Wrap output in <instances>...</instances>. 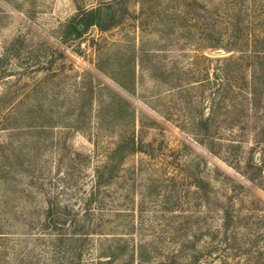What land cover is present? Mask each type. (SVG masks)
<instances>
[{"label": "rangeland", "instance_id": "obj_1", "mask_svg": "<svg viewBox=\"0 0 264 264\" xmlns=\"http://www.w3.org/2000/svg\"><path fill=\"white\" fill-rule=\"evenodd\" d=\"M91 10L108 28L76 36L70 23ZM113 93L135 108L146 149L174 154L125 159L112 188L117 209L135 211L129 244L149 248L148 264H250L245 235L264 215V0H0V264H95L88 250L110 244L93 236L79 262L78 243L67 254L46 225L49 201L78 191L69 181L89 189L78 154L94 153L99 105V117L119 112Z\"/></svg>", "mask_w": 264, "mask_h": 264}, {"label": "trees", "instance_id": "obj_2", "mask_svg": "<svg viewBox=\"0 0 264 264\" xmlns=\"http://www.w3.org/2000/svg\"><path fill=\"white\" fill-rule=\"evenodd\" d=\"M112 21H114V18ZM92 25H98L101 29L106 30L109 24L103 21L99 11L91 10L84 13V15L80 17L78 23L71 22L69 26L76 36H81L83 32L82 27L84 26L87 29ZM50 47L52 46L50 45ZM61 54L62 56L65 55L64 53ZM54 55L55 52H53L52 56H49L48 52L45 53L46 58H53ZM123 86L129 89L126 85L123 84ZM220 92L221 90L215 92V104H218L217 102L224 96ZM251 93L253 94L254 92L252 91ZM113 96L114 98L112 100H108L105 103H109L111 106L117 104L119 112L112 117H99L104 114L108 108L107 104L103 103L99 105L100 114L97 116V119H93L90 122L94 129H97V132L91 133V135L88 136L89 141L94 145V153L78 154L81 156L80 158H86V165H81L79 170L83 173V177H86L84 179H86L89 189H83V187L79 186L78 182L73 183L69 181V186H72L69 187V189L74 191L77 187L78 191L71 194V199L63 201L61 199L62 196L68 194L67 191H63V188L59 191L56 200L49 201L50 207L47 211L48 225L46 226H49L53 231L51 234L54 239L51 240L53 241L52 245L65 247L67 254L75 252V247L71 246L70 242L78 243L76 247L81 248L80 252H77L79 255V262L84 260V253L86 250L85 244L91 241L92 237L96 235L106 237V239H102V241H110V244L107 247L103 246L98 256L94 255L93 250H88L87 254L91 256L90 259H88L90 262H96L95 264H114L123 257L127 260L123 261L122 264H148L146 263L147 257H145V254H148L149 248L142 243L129 244V239L126 238V235H133L129 231L133 230L137 224L135 220V211L125 214L126 210L117 209L120 203V195L113 190L112 186L116 184L115 181L117 179L121 178V169L128 156L138 153L149 154V156H153L154 159L160 160L159 158H161L160 162L163 163L174 154L167 156L161 148L155 149L154 153H150V151L146 149V146L149 145L153 148L155 145L152 144V142L144 143V140L139 137L138 123L140 121L132 103L120 94L117 95L113 93ZM54 106V101L53 103L49 102L48 104H42L40 110L46 111L52 107L54 108ZM91 107L94 108V104H92ZM81 108L83 109L84 107L82 106ZM117 118H121V120ZM212 119V116L203 118L200 123L208 126ZM111 126H113V128L117 126L120 127V130L117 131L119 138L116 142L113 140V136L107 135V130L110 129ZM115 132L116 131L113 130V133ZM107 138L110 139L105 140ZM107 142L110 143V145L107 144ZM201 142L205 143V141ZM213 150L212 151L215 153L218 151V149ZM157 151L160 155H157ZM140 166L141 168H134L131 171L126 181L133 180L132 177L135 178V176L146 173L148 166L143 162H141ZM154 166L155 164L151 163L149 169ZM156 176L157 175L151 177L149 181H154V178H157ZM200 180L209 185V182L205 181L202 176ZM66 181L68 180H65V183ZM82 193L86 195L83 196L81 195ZM125 198L129 200V195H125ZM74 200L79 201L76 203ZM202 200H204V198H202ZM80 202L83 203V207H80ZM206 206L207 205H205V207ZM199 214V216L204 215L202 212ZM123 216H131L132 219H128L126 223H122L120 220ZM252 218L259 220L258 224L260 226L255 229L256 232L251 231L248 235H245V246H249L248 250L245 251V255L248 257V263L250 264H264V227H262L264 226V215H254ZM224 225L225 224H222L221 227H226V225ZM209 226L210 225L207 227ZM209 232H211V230ZM36 239L38 240L41 238ZM193 256L194 257H191L189 260L182 261L180 264H197V262H199V256ZM262 259L263 262H261ZM171 263L172 262L165 263V261H162L159 264Z\"/></svg>", "mask_w": 264, "mask_h": 264}]
</instances>
